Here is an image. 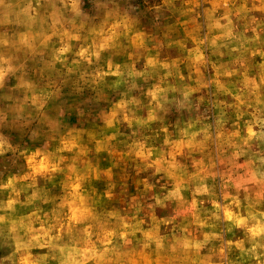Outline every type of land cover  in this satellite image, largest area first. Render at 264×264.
I'll list each match as a JSON object with an SVG mask.
<instances>
[{
  "label": "clouds",
  "instance_id": "1",
  "mask_svg": "<svg viewBox=\"0 0 264 264\" xmlns=\"http://www.w3.org/2000/svg\"><path fill=\"white\" fill-rule=\"evenodd\" d=\"M0 264H264V0H0Z\"/></svg>",
  "mask_w": 264,
  "mask_h": 264
}]
</instances>
